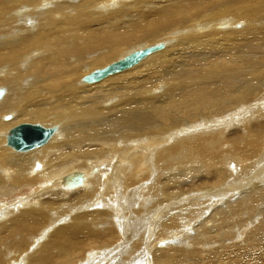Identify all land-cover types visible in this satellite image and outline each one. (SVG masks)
Instances as JSON below:
<instances>
[{
    "label": "bare ground",
    "instance_id": "bare-ground-1",
    "mask_svg": "<svg viewBox=\"0 0 264 264\" xmlns=\"http://www.w3.org/2000/svg\"><path fill=\"white\" fill-rule=\"evenodd\" d=\"M263 87L264 0H0V264H264V178L209 199L208 216L140 238L138 223L252 162L264 117L242 118ZM18 121L33 123L4 131ZM27 124L47 139L20 147Z\"/></svg>",
    "mask_w": 264,
    "mask_h": 264
},
{
    "label": "rangeland",
    "instance_id": "rangeland-1",
    "mask_svg": "<svg viewBox=\"0 0 264 264\" xmlns=\"http://www.w3.org/2000/svg\"><path fill=\"white\" fill-rule=\"evenodd\" d=\"M258 117H264V91L262 92L260 97H258L256 99L252 100L251 102L245 104L244 117L242 118L244 120V127L245 126L246 127H253V125L260 122L258 120ZM25 122H27V121H18V122H16V124L15 123L11 124L4 131H8L9 129L16 126L17 124L25 123ZM53 122L55 124L57 123L55 121L47 122L45 120L41 121V122L37 121L34 123H40L44 126H50L51 124L54 125ZM27 123H33V122H27ZM57 125L59 126V124H57ZM3 140L4 139H2V142H1V147L3 148V150L6 153H8L9 155H13L14 153H16L14 151L12 152L13 149L11 150L9 147L5 148L2 145ZM261 140H262V135L258 136V143L259 144H260ZM226 144H228V142H226ZM222 145H223V142H219L218 147L221 148ZM7 149H9L10 151H8ZM137 172H139V171L137 170L136 173ZM174 172L175 171H173V173ZM225 173L227 176L225 183H227L229 185H225V184L214 185V184L209 183L208 186L206 187L207 190H210L213 192V195L204 194V195H202L203 198H198V197H196V195L199 193L198 189L186 191V192L180 194L179 196L178 195H168L166 197V200L164 201V203H162L163 209H162L161 213H160V211H157L158 208H155V211H154L155 214L152 215L151 217H149V220L142 219L141 221H138L139 226H140L139 238L148 232V230L150 229L149 224L151 221H153V225H152L153 229L152 228L151 229L154 231V229L155 228L157 229V226H158V224L156 226H154V224L156 222H159V223L166 222V220L172 216H175L177 218H179L181 216L188 217V215H190V214H193V215L199 214L200 216H208L211 212L207 213V211L204 209H205V206H207L209 199L217 198L215 200L214 205L212 206V208L214 209L216 207L221 206V204H223L225 202V200L222 197L223 194H231L233 191L240 190L243 188L245 189V187L248 186L249 184L255 183L256 181L258 182L262 178H264V140L261 142L260 147L258 149V153L254 156L252 162H249V163H246L243 165L239 161H235L230 166H228V169ZM149 175H153V173H149ZM152 177H154V180L157 183L159 178H162V175H160L159 172H157L156 175H154V176H147L144 180V181H148L147 183H142L143 180L137 181V183H136L137 193L134 196L135 197L137 196V203L138 204H142L143 201L148 199L149 195L146 192L148 190V188H146V186L149 184V180ZM220 191H221V194H220ZM186 196H193V197L188 199ZM180 198H185V199H180ZM234 200H236V198H234L233 201ZM154 206H155V204L153 205L152 208H154ZM197 219H199V218H197ZM180 227H183V226H180ZM180 227L178 226V229H181ZM189 231L192 233L193 229H189ZM188 236H190V235H188ZM119 240H121V238H119ZM172 242L173 241H168V243H165L162 247H166L167 245H169ZM175 244L176 243L174 242L173 245H175ZM112 245H115V244H112ZM141 246H143V244H140V247ZM110 247L111 246H109L108 249ZM105 248H106V246H104L102 248H95V249L97 251H101V250L105 251ZM86 255H87V253L85 252L82 254L81 257H86ZM100 255L101 254L96 253L93 256L97 257ZM114 256L115 255H113V257ZM94 257H92L91 259H93ZM113 257H111V258H113ZM126 257H127L126 255L122 254L121 257H119L117 260L121 259V261H124ZM76 263L77 262L75 261L74 264H76ZM105 263H106V261L101 263V264H105ZM114 263L116 264V261H114ZM131 264H137V263L135 262V263H131Z\"/></svg>",
    "mask_w": 264,
    "mask_h": 264
},
{
    "label": "water",
    "instance_id": "water-1",
    "mask_svg": "<svg viewBox=\"0 0 264 264\" xmlns=\"http://www.w3.org/2000/svg\"><path fill=\"white\" fill-rule=\"evenodd\" d=\"M150 50V48H147L133 52L121 60L115 61L104 68L95 70L94 72L88 74L85 79L89 81H96L110 73L125 69L149 53ZM49 133L50 131L48 129L27 124L15 128L14 137L16 144L20 147H31L45 141ZM72 179L76 180L77 177L74 176Z\"/></svg>",
    "mask_w": 264,
    "mask_h": 264
}]
</instances>
